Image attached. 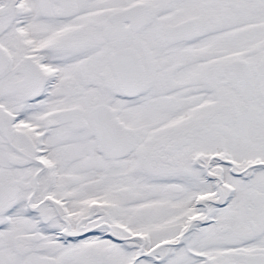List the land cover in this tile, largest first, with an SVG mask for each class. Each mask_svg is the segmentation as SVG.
Instances as JSON below:
<instances>
[{
    "label": "snow or ice",
    "instance_id": "6c2138e0",
    "mask_svg": "<svg viewBox=\"0 0 264 264\" xmlns=\"http://www.w3.org/2000/svg\"><path fill=\"white\" fill-rule=\"evenodd\" d=\"M0 264H264V0H0Z\"/></svg>",
    "mask_w": 264,
    "mask_h": 264
}]
</instances>
